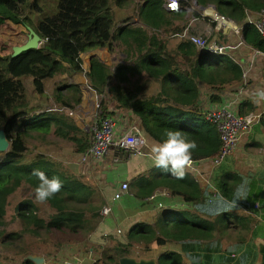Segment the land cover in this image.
<instances>
[{
	"label": "trees",
	"instance_id": "trees-1",
	"mask_svg": "<svg viewBox=\"0 0 264 264\" xmlns=\"http://www.w3.org/2000/svg\"><path fill=\"white\" fill-rule=\"evenodd\" d=\"M131 1L57 0L52 14L32 24L26 15L23 17V12L25 9L41 12L39 0H0V25L7 21L29 25L41 38L37 48L22 51L16 56L0 55V128H3L10 141L8 150L0 153V240H17L21 238L20 233L25 231L37 235L39 230L83 234L92 231L99 221V206L92 200L95 193L89 185L64 171L61 163L42 153L32 158L25 157L28 148L26 132L45 133L52 126L54 135L72 142L74 154L83 152L89 146V133L78 127L73 117L56 111L38 112L31 106L24 83L25 77H31L33 92L43 94L44 79L59 74L72 77L83 72L82 52L102 47L110 49L114 41L124 42L127 57L133 60V64L117 67L114 73L117 81L111 83V72L95 58L91 59L86 76L97 91L106 88L108 93L115 95L117 106L130 109L138 117L140 129L149 142H162L169 130H180L197 144L192 152V160L211 158L219 150V134L215 126L200 113L196 101L203 87L211 91V101L219 100L220 90L241 81L240 66L224 55L215 56L198 51L181 38L176 43L175 51L158 32L148 35L146 29L140 26H120L115 29L113 8H124ZM196 2L200 5L213 4L219 13L240 24L243 41L264 53V37L254 26L245 22L249 11H264V0ZM160 3L161 0H149L147 9L145 5L139 7V20L147 28L159 29V23L163 20L161 15H164ZM184 12L168 13L176 17L182 16ZM192 13L203 19L196 11ZM176 29L174 32L164 31L181 33L183 28ZM142 72L149 78L140 84L129 85L128 76L140 75ZM153 82L159 84V90L155 94H147V86ZM65 87L77 91L74 103L61 101L58 89L55 90V101L75 109L81 100L79 86L68 83ZM100 105L103 106L102 103ZM189 105L190 110H186ZM34 169L43 171L49 178L59 177L63 184L61 191L46 201L54 211L48 219L36 214L38 206L32 200L39 184L37 177L32 175ZM134 186L140 198L151 196L157 187H166L171 195L181 196L182 202L187 205L203 201L206 194L189 169L182 180L171 173L154 178L142 175L135 180ZM18 189L33 191L31 198L23 197L15 207L16 217L23 224L22 231L5 232L8 197ZM190 214L188 209H168L164 211L163 219L174 224H190ZM147 233L151 238L154 236L157 246L165 244L163 239L153 235L150 226L135 223L127 231V242L115 241V245L107 250L103 264H118L121 256L129 255L130 241L142 238L149 240V237H145ZM169 255H172L171 260L174 259L173 253ZM162 256L159 255L158 259L164 258ZM23 264L34 262L26 259Z\"/></svg>",
	"mask_w": 264,
	"mask_h": 264
},
{
	"label": "crops",
	"instance_id": "crops-1",
	"mask_svg": "<svg viewBox=\"0 0 264 264\" xmlns=\"http://www.w3.org/2000/svg\"><path fill=\"white\" fill-rule=\"evenodd\" d=\"M148 1L132 0L124 8L114 7L115 29L120 26H140L146 29L148 35L158 32L167 45L175 51H177L176 43L180 38L184 41H188L189 36L216 38V33L210 27L209 21L200 20L186 8L180 9L185 10L182 16L172 17L168 13L169 11L163 7V0L159 6L161 13L164 14L161 15L163 20L159 23V29L147 28L139 20L138 9L144 5L147 9ZM259 12L249 11L245 22ZM179 27L183 28L181 33H166L164 31L166 29L174 32ZM228 31L220 34V38L226 39L225 43L235 46V48L224 56L238 64L245 76L241 78V81L220 90L219 100L216 101L210 100L211 91L209 92L207 88L203 87L196 101L202 115L207 109L228 101L231 103V108L240 114L264 108V101L255 102V93L258 90H264V53L260 51L256 53V49L243 41L242 35H236L231 31L228 33ZM167 36H170L169 42L166 40ZM240 39L243 43H239ZM129 42L131 43V41ZM126 51L124 42L120 40L114 41L110 49L102 47L82 52L80 58L83 72L72 77L59 74L44 79V93L41 95L36 93L30 105L34 106L37 111L40 110V106L42 108L49 105L65 106L55 101L57 95L55 90L57 89L61 101L68 100L70 103H74L77 91L65 86L68 83H75L79 86L81 100L75 109H70L75 113L73 120L76 125L80 128L84 125V128L81 129L89 133L91 120L90 122L86 120L92 115L95 101L102 103L101 107L105 113L113 118L117 134L125 132L131 124L139 125L138 117L130 109L117 106L113 93H108L106 88L97 91L86 76L91 59L95 58L111 72V83L117 81L114 75L117 67L123 64H133V60L127 57ZM119 57L121 60H118ZM29 78L31 79V77ZM131 78L128 76L129 83ZM64 83L66 85L59 88ZM147 94L155 93L147 91ZM185 109L190 110V105ZM154 144L156 143L147 140V153L140 155L139 159L131 157L119 163H111L110 160L104 159H90L88 162L82 163L83 171L85 170L88 176L92 175L96 179V182L92 183L94 193L100 188L101 203L99 205L102 207L105 204H111V214L106 217L99 215V221L92 231L83 234L67 233L63 239H68V242L64 243L68 245L67 248L64 246L48 248L45 253L32 251L31 255L42 256V264H66V260H72L75 257L81 258L82 264H90L89 257H95L99 261L98 264H103L105 253L115 245L118 235H122V240L119 239V242L125 243L129 228L135 223H144L151 227L153 235L165 241V244L157 246L154 236L151 238L149 233L145 236L152 241L151 250H146L147 254L141 255V257L154 259L156 264H264V121L254 125L252 130L242 137L234 153L225 157L220 164L212 165L211 159L206 158L193 160V167L189 168L192 177L203 192L209 193L218 190L228 198L232 197L234 189L244 178L250 181L248 199L240 201L236 210L225 212L219 216H201L195 211V204L183 203L181 196L171 195L166 187H157L151 194H155L152 199L140 198L136 195L134 183L138 177L144 175L154 178L167 173L154 164L151 153ZM95 165L100 168L90 171ZM124 181L128 183L129 189L119 200H112L118 183ZM22 199L23 197L20 198V200ZM36 205L38 206L37 203ZM168 209L190 210V224L180 225L178 222L174 224L170 220H164V211ZM53 212L51 211V213ZM38 213L39 208L36 211L37 215ZM38 216L40 217V215ZM15 219L19 220L16 216ZM20 225V227L23 226V224ZM116 228L120 229L118 235ZM27 233L30 232L27 231ZM170 253L174 254L172 260ZM162 254L164 258L158 259ZM26 255L22 259H2L0 264H23Z\"/></svg>",
	"mask_w": 264,
	"mask_h": 264
},
{
	"label": "built area",
	"instance_id": "built-area-1",
	"mask_svg": "<svg viewBox=\"0 0 264 264\" xmlns=\"http://www.w3.org/2000/svg\"><path fill=\"white\" fill-rule=\"evenodd\" d=\"M163 7L169 12H175L181 8H186L191 12L196 11L201 18L212 23V30L216 33V38L188 37V42L198 51H206L212 55H228V52L234 49L235 46L223 42L220 34L229 30L241 36L242 26L219 13L213 4L200 5L196 0H163ZM246 22L254 26L257 32L264 37V11H260L255 16L248 18ZM166 40L169 42L170 36H167ZM239 43H243L242 39L239 40ZM255 52L259 53L258 50H255ZM244 76L245 74H242V77ZM231 107V103L228 101L203 112L204 117L215 126L220 138V148L210 158L212 165L220 164L225 157L234 153L242 137L249 133L254 125L264 121V108L240 114ZM46 110L64 112L69 116H75V113L65 106L54 105ZM92 114L89 126L90 144L83 152L78 154V164L86 163L90 159H104L110 160L111 163H119L135 155L147 153V139L138 124H131L125 132L117 134L113 118L105 113L99 101H95L93 104ZM192 167L193 165L190 168ZM128 189L129 185L127 182H119L112 195V200H119ZM154 197L155 194L148 197V199ZM111 212L112 205L108 203L100 208L99 215L106 217ZM115 230L116 233H120V229L116 228ZM89 261L90 264L99 263L95 257H89ZM65 263L82 264V259L75 257L72 260H66Z\"/></svg>",
	"mask_w": 264,
	"mask_h": 264
},
{
	"label": "rangeland",
	"instance_id": "rangeland-1",
	"mask_svg": "<svg viewBox=\"0 0 264 264\" xmlns=\"http://www.w3.org/2000/svg\"><path fill=\"white\" fill-rule=\"evenodd\" d=\"M57 0H39V5L41 7V12L30 11L25 9L23 12V17L26 15L32 24H36L37 21L41 20L44 16L52 14L55 11V4ZM151 1V0H150ZM29 26V25H28ZM228 33H231L228 31ZM28 39V29L26 25L23 24H13L11 22H6L3 25H0V55H7L12 52V48L14 46L21 45ZM223 42H226V39H221ZM118 60H121L119 57ZM148 75L145 72H142L140 75H133L130 79L129 85H137L143 82ZM24 83L27 87V97L28 100L33 102V97L36 95L35 92L32 90L31 79L29 77L24 78ZM152 84V83H151ZM149 84L147 91L152 93H156L159 89V84L153 83L152 85ZM146 91V92H147ZM45 106V103H44ZM54 105L46 106L42 108L40 106V110L38 112H42L49 107ZM93 115V114H92ZM92 115L88 117L86 121L90 122ZM84 128V125L81 128ZM53 126L51 129L45 133L40 131H28L26 132V144H27V152L25 157L32 158L37 153H42L45 156H48L53 161H57L61 163L62 169L67 173H71L72 175L76 176L84 183L90 186L93 189L92 183L96 182V179L91 176H88L86 171H83V166L77 163L78 153H73V144L70 141H66L56 135H54ZM133 159H139L141 156H133ZM100 166L95 165L93 170L99 169ZM91 174V173H90ZM31 192H33L31 190ZM28 191H24L22 189H18L16 192L12 193L8 197V202L6 206V225H5V232L16 231L19 233L22 231V227H20L19 220L15 219V207L18 204L21 197L31 198L32 193ZM37 204L39 208L40 217L44 219H48L51 211L53 209L47 204V202L39 203L36 201L35 196L32 198ZM94 204L99 206L101 205V191L98 188L93 196ZM89 215V213H88ZM14 218V219H13ZM21 238L17 240H9L5 241L0 240V261L2 259L6 260H16L22 259L24 255L31 254L32 251L45 253L48 248H57V247H68L65 242H68L65 239L67 233L64 232H57L54 233L52 231L44 232L43 230H39V235L36 236L34 234L21 232ZM117 234V233H116ZM80 235V234H79ZM118 235V234H117ZM122 235H118V238L115 241L122 240ZM76 242V241H75ZM151 243L150 240H141V239H133L130 241L129 246V255L135 258H142L141 255H145V251L151 250ZM78 244V243H76ZM3 261V260H2Z\"/></svg>",
	"mask_w": 264,
	"mask_h": 264
},
{
	"label": "clouds",
	"instance_id": "clouds-1",
	"mask_svg": "<svg viewBox=\"0 0 264 264\" xmlns=\"http://www.w3.org/2000/svg\"><path fill=\"white\" fill-rule=\"evenodd\" d=\"M256 101H264V90L255 93ZM195 141L189 140L180 130H169L166 139L152 146L154 164L163 172L171 173L177 179H184L186 170L192 165V152L196 149ZM32 175L37 177L39 184L35 188V199L44 203L61 191L62 181L57 176L49 178L43 171L34 169ZM250 181L244 178L234 189L232 197L224 196L218 190L206 193L202 202L194 205L195 211L201 216H219L225 212L236 210L242 200L249 197Z\"/></svg>",
	"mask_w": 264,
	"mask_h": 264
},
{
	"label": "water",
	"instance_id": "water-1",
	"mask_svg": "<svg viewBox=\"0 0 264 264\" xmlns=\"http://www.w3.org/2000/svg\"><path fill=\"white\" fill-rule=\"evenodd\" d=\"M27 29H28V39L21 45L14 46L12 48V52H11L12 56H16L20 52L28 49L37 48L41 43L40 36L30 26H27ZM9 145H10V141L7 139L3 128H0V153L7 151ZM24 258L31 260L32 262H34V264L43 263L42 256L28 254ZM118 264H156V261L154 259H144V258L136 259L134 257L125 255V256H121L118 259Z\"/></svg>",
	"mask_w": 264,
	"mask_h": 264
}]
</instances>
